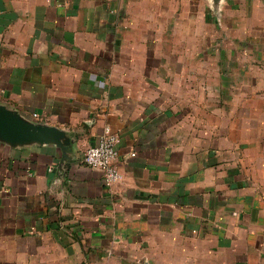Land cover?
Returning <instances> with one entry per match:
<instances>
[{
    "label": "crops",
    "instance_id": "0c3cea01",
    "mask_svg": "<svg viewBox=\"0 0 264 264\" xmlns=\"http://www.w3.org/2000/svg\"><path fill=\"white\" fill-rule=\"evenodd\" d=\"M0 105L72 140L0 141V264H264V0H0Z\"/></svg>",
    "mask_w": 264,
    "mask_h": 264
},
{
    "label": "water",
    "instance_id": "95a60500",
    "mask_svg": "<svg viewBox=\"0 0 264 264\" xmlns=\"http://www.w3.org/2000/svg\"><path fill=\"white\" fill-rule=\"evenodd\" d=\"M213 1L219 3L221 0ZM0 141L12 146L55 145L64 156L68 151H72V140L65 131L31 122L18 111L4 105H0Z\"/></svg>",
    "mask_w": 264,
    "mask_h": 264
},
{
    "label": "built area",
    "instance_id": "2783aa9c",
    "mask_svg": "<svg viewBox=\"0 0 264 264\" xmlns=\"http://www.w3.org/2000/svg\"><path fill=\"white\" fill-rule=\"evenodd\" d=\"M117 143L116 135L110 129H106L99 137L97 145L88 148L84 155V163L102 173L106 186H112L121 180L120 171L116 166Z\"/></svg>",
    "mask_w": 264,
    "mask_h": 264
}]
</instances>
